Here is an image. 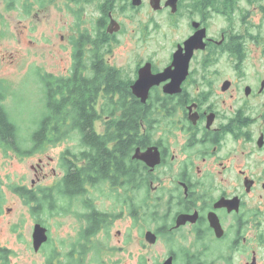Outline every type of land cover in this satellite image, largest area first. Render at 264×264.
I'll return each instance as SVG.
<instances>
[{
	"label": "flooded vegetation",
	"instance_id": "obj_1",
	"mask_svg": "<svg viewBox=\"0 0 264 264\" xmlns=\"http://www.w3.org/2000/svg\"><path fill=\"white\" fill-rule=\"evenodd\" d=\"M72 1L68 7L75 29L61 46L66 62L58 72L41 74L46 89L42 120L62 122L86 93L83 103L97 117L89 139L103 137L105 150L98 157L92 140L84 147L76 130L50 132L66 138L75 134L78 152H61L56 183L42 185L40 159L31 166L37 181L21 186L27 192L23 196L15 190L38 216L45 210H69L75 219L68 228V253L52 250L49 261L41 264H264V0H178L176 11L165 6L169 0L164 5L161 0L155 11L170 13L175 26L186 25L189 32L167 63L145 58L132 73L118 66L119 58L106 48L125 29L120 8H137L134 0ZM213 12L224 26L211 39ZM112 22L119 32L109 33ZM203 29L205 48L193 53L187 71L173 66L179 48ZM199 52L204 61L197 63ZM210 60L214 65L206 66ZM142 71L153 77L168 71L150 88L146 102L135 92ZM53 90H69L70 95L50 99ZM5 98L0 97V106ZM130 119H138L137 130L122 129ZM98 121L102 131L96 128ZM0 144L14 150L1 138ZM47 146L17 153L33 156ZM98 187L112 199L110 208H101L93 198ZM58 199H64L66 209ZM122 222L124 231L113 233ZM37 224L47 230L48 241L36 252L43 253L52 232L45 223ZM99 251L119 252V262H87L90 252ZM154 252L159 259H153ZM9 254L0 247L3 264Z\"/></svg>",
	"mask_w": 264,
	"mask_h": 264
},
{
	"label": "rangeland",
	"instance_id": "obj_2",
	"mask_svg": "<svg viewBox=\"0 0 264 264\" xmlns=\"http://www.w3.org/2000/svg\"><path fill=\"white\" fill-rule=\"evenodd\" d=\"M72 3V0H56L44 7L35 5L28 14L23 0H0V87L6 97L3 105L17 124L22 151L32 149L31 136L44 115L46 89L41 74L43 71L58 72L66 62V59L64 62L61 60L66 55L61 46L68 44V38L75 29V16L68 7H73ZM184 14H190V10ZM118 15L125 29L106 49L119 58L118 66L123 65L128 73H132L136 64L145 58L154 57L158 62L167 63L176 44L183 43L189 32L185 30L186 25L175 26L176 19L170 13L153 10L150 0H144L143 5L137 8L127 7L125 11L120 8ZM219 15L214 12L211 15L208 33L211 39L217 38L219 28L224 26L223 18ZM240 17H243L241 13L238 14ZM187 19V16L183 17V20ZM63 36L65 42L61 38ZM199 54L197 63L204 61L202 53ZM213 63L210 60L205 65L211 66ZM96 128L102 131L103 122L98 121ZM70 136L61 142L49 144L46 150H38L33 156H21L14 150L6 151L0 144V247L10 251L8 264H41L49 261L52 250L66 254L70 249L68 228L72 227L71 221L75 219L69 210H45L38 216L15 193L16 188L23 184L30 186L37 181L31 166L37 165L40 159L43 167L40 176H44L41 177L42 185L49 186L60 180L58 165L61 152H78L73 147L77 136ZM54 170L57 174H54ZM95 191L93 198L101 208L113 205L112 199L103 194L102 188L98 187ZM57 203L66 209L64 199H58ZM76 204H80L79 201ZM41 222L51 229L52 241L43 253H36L32 235L36 224ZM125 226L122 222L115 225L112 231H124ZM61 228L63 231H59ZM113 239L116 241L117 236H113ZM99 252H90L86 256L87 262H119V252ZM142 254L147 258L145 252ZM121 255L127 256L126 253ZM159 257V253H153V259ZM0 262L3 264V260Z\"/></svg>",
	"mask_w": 264,
	"mask_h": 264
},
{
	"label": "trees",
	"instance_id": "obj_3",
	"mask_svg": "<svg viewBox=\"0 0 264 264\" xmlns=\"http://www.w3.org/2000/svg\"><path fill=\"white\" fill-rule=\"evenodd\" d=\"M12 1V0H11ZM25 3V11L30 14V9H32L35 5H40V7L46 6L48 3H53L54 0H23ZM67 93L70 95V91L67 90H53L49 93L50 99H56V96L58 94H65ZM93 93V92H91ZM3 95V96H2ZM93 95V94H92ZM82 98H79V100L82 101V104H80V101L77 105H73L71 109L67 110V118L63 120L62 122H54L48 119L46 117L45 119L41 120L39 122L38 129L36 132L31 136V142L33 146H36V149H38V145L42 146L47 144H55L58 143L66 138V136H55L50 132L54 131H63V132H69V131H79L81 132V141L84 147H87V143L89 140H92L93 142V148L94 152L98 153V157L102 156L104 153V144H103V137H99L97 135H93V138L89 139V133L95 131V121L97 117L95 116V112L91 109V105H86L85 98L88 96L86 93H83ZM0 97H3V100L5 98V92L0 90ZM95 99V96L93 95V100ZM65 107V106H63ZM49 108L52 110L53 107L49 105ZM59 109V106H58ZM77 110L78 116H75V111ZM143 111L141 112V114ZM138 119H130L126 122V124H122L124 127L122 129L127 130H137ZM121 126V123L119 124ZM111 129L116 130L117 127L112 125ZM121 130V128H119ZM0 138L3 140V143L6 146H9L10 148H13L14 151L19 153H25L22 151L19 147V136H18V127L17 124L11 119L9 113L6 111V108L4 106H0ZM35 147H32V149ZM32 149L30 151H32ZM86 157L85 153L79 155L80 160L84 159ZM96 157V156H95ZM97 161V159L95 160ZM84 169V168H83ZM84 171V170H83ZM72 175L69 176V180L71 179ZM67 186L69 187V182H67ZM19 191V194L22 196L26 194L27 192H24V189L21 187L16 188ZM30 197V198H29ZM33 198L31 195H28V201L29 203H32ZM40 209V208H39ZM38 210V209H36ZM6 255H8V252L3 251ZM4 260L7 262V256L4 257Z\"/></svg>",
	"mask_w": 264,
	"mask_h": 264
},
{
	"label": "water",
	"instance_id": "obj_4",
	"mask_svg": "<svg viewBox=\"0 0 264 264\" xmlns=\"http://www.w3.org/2000/svg\"><path fill=\"white\" fill-rule=\"evenodd\" d=\"M177 2L178 0H169L165 4V6L166 7L172 6L173 11H176ZM142 3H143L142 0H134V5L136 7H140ZM151 4L154 10H159L161 0H152ZM119 31H120L119 25H117L116 22H112V24L109 27V33L113 34ZM205 37H206V30L203 29L201 30V32H198L196 35H194L188 41H186L185 46L180 47L177 53L175 54L173 66L177 67L178 69H182L184 72H186L187 69L189 68V64L192 59L193 53L196 50L205 48V44H204ZM167 72L168 71H166L163 75L159 77L150 76L148 72L145 71L141 72L140 80L138 81L135 87V92L142 98L143 102H146L150 88L153 85L158 84L162 79H164ZM153 79H155L156 81H152ZM142 159L150 163V161H148L146 157ZM32 237H33V246L35 252H38L42 247V245L48 241L47 230L42 225L37 224L34 228Z\"/></svg>",
	"mask_w": 264,
	"mask_h": 264
}]
</instances>
